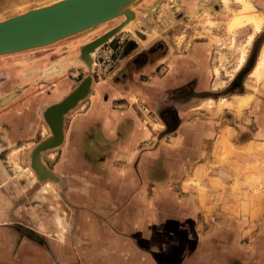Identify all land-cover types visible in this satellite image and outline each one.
<instances>
[{
	"label": "crops",
	"instance_id": "1",
	"mask_svg": "<svg viewBox=\"0 0 264 264\" xmlns=\"http://www.w3.org/2000/svg\"><path fill=\"white\" fill-rule=\"evenodd\" d=\"M80 37L61 40L60 49L75 48L65 57L87 42ZM208 48L201 41L190 58L170 55L167 48L142 63L135 62L137 53L121 65L115 61L114 73L94 84L84 109L69 114L64 144L43 160L52 159L50 179L65 183V193L53 186L52 193L40 194L36 223L28 212V222L14 223L13 211L7 212L0 223V264H228L233 258L264 264V208L254 214L230 199L236 175L231 167L252 159V149H264V99L254 106L260 110L254 119L238 122L226 110L201 112L206 98L197 101V111L193 99L168 96L191 80L194 89L210 90ZM62 59L43 70L54 65L62 71ZM67 86L55 92L63 97ZM169 105L177 118L165 130L157 126L158 114ZM253 120L255 127L247 123ZM23 183L28 185L25 178ZM214 194H223L224 202ZM16 227L42 241L36 246L19 238L20 248L8 256Z\"/></svg>",
	"mask_w": 264,
	"mask_h": 264
},
{
	"label": "rangeland",
	"instance_id": "2",
	"mask_svg": "<svg viewBox=\"0 0 264 264\" xmlns=\"http://www.w3.org/2000/svg\"><path fill=\"white\" fill-rule=\"evenodd\" d=\"M51 1L54 0H0V19ZM248 1L254 9L247 13L259 14L258 16L264 18V0ZM155 2L157 3L153 8H148ZM242 6L238 0H137L130 5L132 14L126 25L115 33L109 42L95 51L91 70L86 64L78 63L65 69L62 74L52 76L44 73L45 69L36 70L37 67L24 73L23 68L32 66L43 49L54 48L62 43L61 41L1 55L3 57L0 56V223L5 222L7 212L10 210L14 213V223L23 222V219L28 222L26 219L28 215L35 219V223L38 222L36 208L44 202V197L40 194L52 193L53 186H56L58 191L64 189L65 183L50 179L53 176V161L49 159L45 164V158L50 157L51 153L64 144L69 114L73 110L84 109L94 84L107 74L114 73L117 68L114 63L118 58L120 61L123 59L126 61L130 56L141 50L146 51L160 41L170 46V50L175 54L187 51L194 42L206 41L209 45L207 60L212 67L209 76L212 86L208 90L209 97L206 98V102L200 104L201 112L226 110L236 115L238 122L254 119V114L260 112L255 110L254 106L260 107L264 99L262 90L264 65L254 69L264 49V22L258 31L251 23L232 27L236 15L243 13ZM126 19L124 15L116 16L111 21L76 37L85 36L92 39ZM103 49L106 52H103ZM63 51L59 50L57 53ZM243 51L244 60L240 64ZM61 57L64 58L65 55L57 59ZM15 65L22 67L21 72L11 70L9 75L4 72L7 67ZM86 77L91 79L88 92L85 94L79 92L82 95L77 102L61 115L60 143L47 147L36 155L33 152L35 147L53 136L46 117L48 110L61 103ZM67 82L68 86L61 91L63 93L66 91L63 97L62 93H55L56 83L61 86ZM248 93L252 95V100L250 99L246 105H238L237 95ZM8 95L11 96L2 101L3 97ZM200 99L198 97L194 100L197 111L199 109L197 101ZM247 123L252 127L256 126L254 120ZM157 126L165 125L159 119ZM249 153H252V159H248L246 163L243 160L231 167V172H235L236 175L232 181L233 194L230 199L241 209L251 208L256 214L264 208V149L254 148ZM56 156L55 154L54 157ZM37 157L38 160H35ZM14 163L21 165L20 171L12 168ZM36 163L45 168L43 174L48 177L46 181L41 179ZM213 168L219 169L220 166L215 164ZM21 171H28V175H34L36 181L34 183L25 181L28 184L25 187L24 177H20ZM204 185L205 183H200L201 188H206ZM228 196L230 195L225 194V197ZM213 199L221 203L225 200L223 194L221 196L214 194ZM32 207L35 212L32 211Z\"/></svg>",
	"mask_w": 264,
	"mask_h": 264
},
{
	"label": "water",
	"instance_id": "3",
	"mask_svg": "<svg viewBox=\"0 0 264 264\" xmlns=\"http://www.w3.org/2000/svg\"><path fill=\"white\" fill-rule=\"evenodd\" d=\"M136 1L137 0H54L27 9L15 15L2 18L0 19V54H8L10 52H19L45 46L52 42H56V40L58 42V39L63 37L64 39L62 40L67 41L75 38L76 36L72 34L76 32H85L87 28L89 30L91 28L93 29L97 24L104 22L115 15H124L127 19L121 21L118 25L111 27L113 28V32H111L112 29L106 31L85 45L83 44L79 47L80 52L84 53V47L88 44L90 45L87 47H93V45L95 46L96 44V51L102 45L109 42L115 33L126 25L132 14L130 5ZM156 3L157 2L153 3L154 6ZM68 35H71V37H66ZM88 50H86V52H89ZM92 58L93 57H91V61ZM85 64L87 66L89 65V69L91 70V64L88 62H85ZM70 66L71 65L68 67ZM90 84V77L84 78L79 87H76V89L67 95L61 102L83 86H85V89L82 92H84V94L87 93ZM79 91L74 97L75 99H73L71 103L61 111L60 125L62 113L67 112L68 109L77 102L79 96L82 95L80 94L81 91L80 93ZM60 135L62 137L61 128ZM54 139L55 138H49L42 141L39 148L36 147L33 152L37 155L39 151L58 144L56 142L57 140L54 141Z\"/></svg>",
	"mask_w": 264,
	"mask_h": 264
},
{
	"label": "flooded vegetation",
	"instance_id": "4",
	"mask_svg": "<svg viewBox=\"0 0 264 264\" xmlns=\"http://www.w3.org/2000/svg\"><path fill=\"white\" fill-rule=\"evenodd\" d=\"M84 37L85 36H82L79 39H82L81 40L82 42H85V41H88L91 39V38H86V37L84 38ZM198 42H201V41H198ZM195 43H197V42H194L193 45H191V47L187 51H181V53L175 54L173 51L170 50V48H169L170 46H168L166 43H163V42L161 43V41H160V43H155L146 51L141 50V51L137 52L134 60L136 63H142L143 61H147L149 59V56L154 54V53H156L158 55L165 54V51L167 48L169 50L170 55L180 56L179 58H182V57L190 58V55H192L193 46ZM58 49L60 51L64 50L63 53L58 54L57 53V51H59ZM74 49L75 48H72V47L60 49L58 45H56V47H54V48L52 47L49 49H43V51H41L39 53L40 57L38 59L36 58V60L34 61V64L32 63V66L30 65L29 67L30 68L38 67L37 69L40 71L44 67H46L47 65H51L59 56L67 55L71 52L73 53L75 51ZM18 66H20V65H18ZM18 66H16V65L12 66L11 70H13V72H16L17 68H19ZM29 67L26 66L23 69L25 70V68H29ZM161 67H159L157 69V73L161 72V69H160ZM21 68L22 67H20L18 70H21ZM163 75H165V71L162 73V76ZM193 84H194L193 80H191L188 83H186L185 85H183L182 87H179L177 89L172 90L168 94V96L171 97L172 100H175L177 98H186V97H189L190 99H193V100H195L198 97H200L201 99H205V98L209 97L207 90H203V91L196 90V89H194ZM61 86L57 83L55 84L56 89L61 87ZM158 115L160 117L159 118L160 121H162L163 125H165V126H163L165 130H170V128H172L175 125V119L177 117H176V108L174 106H172V105L171 106L170 105L169 106H163L160 109V112ZM160 134H161L160 137H162V135H164L163 133H160ZM50 175L52 176V174H50ZM62 193H65V192L62 190ZM78 217H79V222L84 218V216L81 214H79ZM14 229H16L18 232L16 231V238L15 239H12L10 237V239L7 240L10 245H8V248H7L5 253L8 254V256H12V253L13 254L16 253V251H18L17 249L20 248L19 243H18L19 238H22V237L30 238V240L33 241L36 246L39 242L42 241L41 239H38V237H39L38 234H36V232L34 233L32 230L30 232L29 231L23 232L19 227H16ZM13 243L15 244L14 247L12 246ZM36 246H35V249H37ZM45 246H46L45 247L46 250L50 249L49 245H48L49 247L47 245H45ZM54 262H55V264H68V263L58 261V260H56ZM75 264H78V262H75ZM228 264H244V262L241 263L238 258H233V260H231L230 263L228 262Z\"/></svg>",
	"mask_w": 264,
	"mask_h": 264
},
{
	"label": "bare ground",
	"instance_id": "5",
	"mask_svg": "<svg viewBox=\"0 0 264 264\" xmlns=\"http://www.w3.org/2000/svg\"><path fill=\"white\" fill-rule=\"evenodd\" d=\"M239 2H241L242 3V8H243V13H241V14H237L236 15V17H235V20L233 21V23H232V27L233 26H243L244 24H246V23H251L253 26H254V28H255V30H259L260 28H261V25H262V23L264 22V18H262L261 16H258L259 14H248L247 12L248 11H252L253 9H254V7H253V5L251 4V2L250 1H248V0H238ZM154 6V4H150L149 6H148V8H152ZM117 14V13H116ZM117 15H115L114 17H111L110 19H108V20H106V21H104V22H101V23H99V24H97L95 27H97V26H99V25H101V24H103V23H105V22H107V21H111L112 19H114L115 17H116ZM92 29V28H91ZM112 29V31L111 32H113V28H109V29H107L106 31H109V30H111ZM83 31V30H82ZM86 31H89V29L87 28L86 30H85V32ZM105 31V32H106ZM105 32H103V33H105ZM81 33H84V32H81V31H79V32H76V33H74V34H72V35H75V36H77V35H79V34H81ZM102 33V34H103ZM101 35V34H100ZM71 37V35H68V36H66V37ZM112 36V35H111ZM253 36V35H252ZM97 37V36H96ZM95 37V38H96ZM95 38H93V39H95ZM62 39H64V37L63 38H61V39H58L59 41L58 42H60V40H62ZM92 40V39H91ZM91 40H89V41H91ZM89 41H87V42H85L84 43V45L86 44V43H88ZM56 42H57V40H56ZM53 43V42H52ZM55 43V42H54ZM90 44H88L87 46H89ZM93 45V44H92ZM84 47V53L83 52H80V50H78L76 53H74V54H71V55H68V56H66V57H64L62 60H64V62H65V65H66V67H64V69H62V71L60 70L59 71V69H57L56 67H54V65L51 67L50 66V68H49V70H46L45 69V71H44V73H46L47 75H49V76H52V75H55V74H62L64 71H65V69H67L68 68V66L69 65H77L78 63L79 64H81V63H83V64H85V62H88L89 64H91L92 62H93V59H92V61H91V57H93L94 56V53H95V46H96V44H95V46L93 45V47L92 46H90V47ZM89 49V50H88ZM97 49V48H96ZM86 50H88L89 52H86ZM10 53H15V52H10ZM7 54V53H6ZM9 54V53H8ZM0 55H5V53L4 54H0ZM26 55V54H25ZM1 57H3V56H1ZM83 59V60H82ZM244 60V51H243V54H242V57H241V59H240V64L242 63V61ZM85 61V62H84ZM91 62V63H90ZM0 63H1V61H0ZM263 65H264V49L261 51V57H260V59H259V61L257 62V66H256V68L255 69H257V68H261V67H263ZM89 66V65H88ZM81 89V90H80ZM80 89H78V91L80 90V91H83L84 89H85V86H83L82 88H80ZM78 91H75V92H73V94H71L69 97H67L63 102H61L60 104H57V105H55V106H53L51 109H49L48 110V112H47V115H46V117H47V121H48V125L51 127V129H52V134H53V136H51V137H49L50 139H52V138H55L54 139V141L55 140H57L56 142L57 143H59V141H61L60 140V138H61V135H60V128H61V125H60V114H61V111L66 107V106H68L70 103H71V101L73 100V99H75L74 97L77 95V93H78ZM79 91V92H80ZM12 95V94H11ZM11 95H8V96H5V97H3V99H2V101H5V100H7ZM251 96L252 95H249V93L248 94H244V95H241V96H238L237 95V97H236V101H237V103H238V105H240V106H243V105H246L248 102H249V100L251 99ZM252 100V99H251ZM49 138H46L45 140H47V139H49ZM41 145V143L40 144H38L36 147L37 148H39V146ZM35 147V148H36ZM35 160H38L37 158L35 159ZM34 161V160H33ZM6 162V161H5ZM13 164V163H12ZM33 165L35 166V164H34V162H33ZM9 166V165H8ZM13 166V165H12ZM20 167H21V165H18V164H16V163H14V166L12 167V168H14L15 170H19L20 169ZM36 167L38 168L39 167V169H37L38 171H39V175L41 176V179H44V178H48V177H44V176H46V174H43L44 173V167L42 166H40V163H36ZM11 168V167H10ZM22 168V167H21ZM31 170V169H30ZM13 171V170H12ZM20 171V170H19ZM10 172V171H9ZM21 174H20V177L22 176V177H24L25 178V181L27 182V181H29L30 183H32V181H36V177L34 176V175H31V174H29L28 175V171H21L20 172ZM11 174H12V172H11ZM10 176V175H9ZM11 177H12V175H11ZM48 185H49V183H48Z\"/></svg>",
	"mask_w": 264,
	"mask_h": 264
},
{
	"label": "built area",
	"instance_id": "6",
	"mask_svg": "<svg viewBox=\"0 0 264 264\" xmlns=\"http://www.w3.org/2000/svg\"><path fill=\"white\" fill-rule=\"evenodd\" d=\"M102 52V51H101ZM103 52H104V49H103ZM102 54V53H101ZM101 56H103V55H101ZM105 59V58H104Z\"/></svg>",
	"mask_w": 264,
	"mask_h": 264
}]
</instances>
